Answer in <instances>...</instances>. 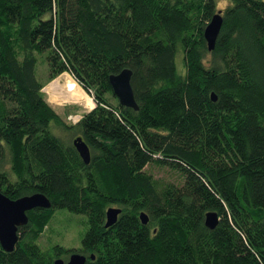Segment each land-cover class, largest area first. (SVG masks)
Here are the masks:
<instances>
[{
  "label": "trees",
  "instance_id": "trees-1",
  "mask_svg": "<svg viewBox=\"0 0 264 264\" xmlns=\"http://www.w3.org/2000/svg\"><path fill=\"white\" fill-rule=\"evenodd\" d=\"M227 1L211 51L217 0H0V190L51 201L27 213L11 252L0 243V264L77 251L86 264H264V0ZM40 59L49 81L69 72L92 95L78 123L45 98ZM125 68L139 109L113 94ZM110 207L122 212L105 227ZM64 208L87 217L82 247L43 250Z\"/></svg>",
  "mask_w": 264,
  "mask_h": 264
},
{
  "label": "water",
  "instance_id": "water-1",
  "mask_svg": "<svg viewBox=\"0 0 264 264\" xmlns=\"http://www.w3.org/2000/svg\"><path fill=\"white\" fill-rule=\"evenodd\" d=\"M222 24V10H218V13L213 16L204 32V38H206L207 46L211 51L215 49ZM132 77V71L125 68L118 74H112L110 77V85L112 86L113 94L117 96L121 106L139 109L140 106H138L133 86L131 85ZM212 98L213 100L216 99L214 93L212 94ZM73 142L81 158L86 163H89L91 152H89L86 142L81 137H77ZM50 207L51 201L43 193H33L31 195L21 196L19 199H12L0 190V243L2 248L7 252H11L16 247L19 238V228L29 223L27 215L29 211L34 208ZM121 212L122 209L119 207L108 208L105 227L116 223ZM140 219L144 224H147L149 221L148 215L144 212L140 213ZM218 221L219 217L217 212H208L206 214L205 222L209 228H216L219 223ZM91 258H94V255H91ZM54 262V264H86L87 257L77 252L70 256L67 263L60 257L55 259Z\"/></svg>",
  "mask_w": 264,
  "mask_h": 264
},
{
  "label": "rangeland",
  "instance_id": "rangeland-1",
  "mask_svg": "<svg viewBox=\"0 0 264 264\" xmlns=\"http://www.w3.org/2000/svg\"><path fill=\"white\" fill-rule=\"evenodd\" d=\"M217 4V10H224L228 6V1L217 0ZM180 59L181 53L177 56L179 65L181 64ZM36 67L37 78L45 84L42 88L45 98L62 115L67 123H78L83 113L92 110L95 103L92 95L79 85L69 72L62 73L57 78L49 81L50 67L48 61L40 59ZM147 170L151 171L156 177L163 176L169 181H180L178 174L174 170H159L154 166H149ZM44 230L38 240L43 250H51L55 245H61L65 249L78 250L82 247V238L88 230L87 217L77 213L74 214L66 208L57 209L53 214L51 222ZM69 256L70 253L67 256L61 257L66 261L69 259Z\"/></svg>",
  "mask_w": 264,
  "mask_h": 264
},
{
  "label": "flooded vegetation",
  "instance_id": "flooded-vegetation-1",
  "mask_svg": "<svg viewBox=\"0 0 264 264\" xmlns=\"http://www.w3.org/2000/svg\"><path fill=\"white\" fill-rule=\"evenodd\" d=\"M77 252H80V251H77ZM77 252H71V253H70V256H71L72 254H74V253H77ZM80 253H82V252H80ZM82 254H83V253H82ZM84 255H85V254H84ZM66 256H67V254H66ZM70 256H69V258H70ZM85 256H86V255H85ZM68 260H69V259H68ZM68 260H66V261L64 260V262H66V263H67V262H68Z\"/></svg>",
  "mask_w": 264,
  "mask_h": 264
},
{
  "label": "built area",
  "instance_id": "built-area-1",
  "mask_svg": "<svg viewBox=\"0 0 264 264\" xmlns=\"http://www.w3.org/2000/svg\"><path fill=\"white\" fill-rule=\"evenodd\" d=\"M77 123V122H76Z\"/></svg>",
  "mask_w": 264,
  "mask_h": 264
}]
</instances>
